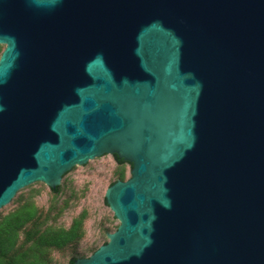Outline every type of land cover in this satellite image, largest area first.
I'll list each match as a JSON object with an SVG mask.
<instances>
[{
  "label": "water",
  "instance_id": "water-1",
  "mask_svg": "<svg viewBox=\"0 0 264 264\" xmlns=\"http://www.w3.org/2000/svg\"><path fill=\"white\" fill-rule=\"evenodd\" d=\"M0 44V209L116 154L73 264H264V0H0Z\"/></svg>",
  "mask_w": 264,
  "mask_h": 264
},
{
  "label": "trees",
  "instance_id": "trees-1",
  "mask_svg": "<svg viewBox=\"0 0 264 264\" xmlns=\"http://www.w3.org/2000/svg\"><path fill=\"white\" fill-rule=\"evenodd\" d=\"M3 49L4 46L0 44V54ZM111 155L115 166L109 185L118 179L129 178L130 174L128 176L127 172L129 170L130 173L132 168L131 163L116 154ZM48 188L46 206H40L36 201L41 193L40 189L31 187L27 194L15 199L13 197L12 200L17 205L12 210L5 214L0 211V264H60L57 255L66 258L65 264H73L76 258L89 256L101 244L108 242L106 233L118 227L119 223H115L116 218L110 211L109 217L100 222L97 241L82 249L88 211L82 209L71 218L68 225L60 224L59 219L72 206V198H75L76 192L70 189L66 196L65 188L68 185L65 181L55 189ZM103 200L108 206L105 198Z\"/></svg>",
  "mask_w": 264,
  "mask_h": 264
},
{
  "label": "rangeland",
  "instance_id": "rangeland-1",
  "mask_svg": "<svg viewBox=\"0 0 264 264\" xmlns=\"http://www.w3.org/2000/svg\"><path fill=\"white\" fill-rule=\"evenodd\" d=\"M4 46V45H3ZM115 166V161L111 154H105L89 160L86 165L74 166L71 172L62 178L68 188H65V195L70 193V189L76 192L75 198H72V206L59 219L60 224L68 225L71 218L79 213L82 209L88 211V217L85 222L86 235L82 242V249L97 241L99 236V225L110 215V208L104 204V193L109 186L111 173ZM129 170L127 175L129 176ZM130 177V176H129ZM39 188L41 193L37 196L36 201L40 206H46L49 198V188L45 184L36 182L32 183L17 193L25 195L30 188ZM16 196V197H17ZM17 202L12 201L9 205L4 206L0 211L5 214L12 210ZM115 223H119L115 219ZM60 264H65L66 258L58 256Z\"/></svg>",
  "mask_w": 264,
  "mask_h": 264
}]
</instances>
